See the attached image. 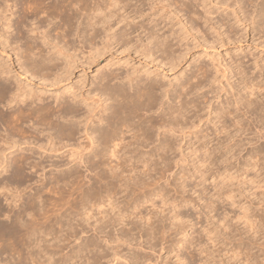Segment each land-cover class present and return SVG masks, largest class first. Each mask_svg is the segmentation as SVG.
<instances>
[{"label":"bare ground","instance_id":"1","mask_svg":"<svg viewBox=\"0 0 264 264\" xmlns=\"http://www.w3.org/2000/svg\"><path fill=\"white\" fill-rule=\"evenodd\" d=\"M1 1L3 5L0 4V25L4 29L0 30V45L8 46L13 50L19 70L27 74L28 77L42 79L45 83L47 81L51 82L55 73H57L55 74L56 76L59 74L58 71L56 72L58 69L56 68V61H59V59H54L53 55L55 53L60 54L64 48L69 50L70 48H74L75 45L73 43L75 40H72V38L75 36L79 39L78 42L80 44H87L94 53L99 52L94 42L96 41L95 39H100L99 41H101L107 38L110 43L120 44L124 47L132 46L136 49L135 51L142 52L140 54L145 57L159 58L160 62L164 63V65H170L169 67L175 64L178 60L177 58L181 55L179 54L180 52L178 53L179 55H175V50L173 49L174 51H172L171 48L173 45L171 42L179 40L181 28L179 27L172 31L167 29L168 31L160 33L165 26H163L164 28L161 27L156 18V20H152L154 16L151 18V14H144L143 6H149L148 10L161 11V14L157 13L160 14L159 19L163 18L164 20L172 21L173 18H176L178 23H181L185 27L188 26L189 30L191 29L197 33H201L202 29L203 32L208 31L213 36V42H218L219 44L223 40L233 41L235 38L243 40L246 38L244 37L245 35H240L244 34V32L246 34L247 28L251 31L256 30L264 38V0H152L146 4L139 0H135L134 2H131L133 0ZM156 1L157 3H153ZM246 4H250L252 8L247 10L245 8ZM13 8L16 9L13 11ZM126 11L132 12L133 16L127 15L128 12ZM124 12H126L125 15H123ZM6 13L9 14L7 15ZM12 16L15 17L13 18ZM149 16L151 19H148ZM135 17H139L140 22L134 23L136 25H131ZM28 19L33 21L28 31L35 33V36H27L25 35V30L23 31V27L28 22ZM121 21H125V24L122 27L123 29L121 28L122 31L117 32V26L114 28V24H119ZM146 22H153V27L150 25V27H147L145 25ZM239 25L243 27L240 29V34L237 35L239 30L231 31V29L238 28ZM126 26L128 27L125 28ZM51 32L54 33V38H51ZM38 34H40L39 40H41V43L37 40ZM55 39L57 40L56 42ZM53 42L54 44L51 48H48V50H46L48 46L46 49L44 48L45 45ZM262 42L264 44V39ZM85 45L84 47H86ZM3 46L0 51L4 49ZM54 47L57 49L54 50ZM52 49L54 50V54L51 52ZM70 59H73V57H70ZM1 62L0 104H3L1 107H11V104L14 103V107L9 108L7 111L0 109V128L3 126V131L5 132L2 137L0 136L1 147H19L20 144H25L28 147L29 145L44 147L45 149L49 147L54 152L55 148L59 147L56 146V140L54 139H65L67 142L72 140L74 142L75 135L80 134V131H82L84 133L82 135L84 137L82 138L86 139L84 144L80 145V143L76 144V142L75 145L68 142V146L100 147V150H96L97 152L93 153L92 158L88 156L84 160L87 164L85 170L90 172L95 171L96 177L93 178L92 182L90 178L86 183L83 182L78 185V174L72 176L70 179H67V176H65L67 180L63 179V177L62 179H57V175V178H49L44 184L40 181V187L36 189L34 187V192L32 193L31 191L30 195L24 196L26 197L25 199L23 198L24 200L21 199L23 196L20 197V192L26 188L19 191L21 189L19 187L17 190L18 187L16 185L19 182L21 183L22 178L19 181L16 177L19 171L21 174L23 169H25V164L30 160V155L21 153L18 157L15 155L14 157L16 158L8 160L2 153L3 156H0L3 157L0 158V171H8V167L12 164L14 179L10 180L8 178L9 180L7 179L5 182L0 181V193L4 191L1 194L3 198L0 197L6 204L4 205L0 201V215H3V217L5 215L6 219L9 220L7 223L0 222V256L4 254L9 257L6 260H0V263L77 264L80 262L79 264H98L99 259L105 258L106 255L109 256L108 254L112 255L111 257L117 255L118 257H116L119 258L120 252L114 246L107 250L104 249L105 246L103 249H100V245L98 246V244L101 243L97 244L99 241L93 240V237V239L81 242L78 247L76 246V250L68 253L70 254L69 256H62L64 259L61 258L62 253L58 257L56 256L59 254L57 253V247L59 248L61 245H64L66 239L70 237L78 238L77 240H79V233L90 229L96 233H102L105 242L108 240L109 243L117 239L120 242L136 241V232L138 237L141 238L145 231H159L160 229L156 230L158 229L156 227L158 225H154V222H156L154 217H152V220L148 214L145 215L144 213L143 215L142 213L140 215L138 210L140 202L144 198H147L148 192H155L157 194L160 192L161 185H159L160 183L158 184V180L155 177L157 160L154 164L150 158H145L144 154H140V152L135 153L134 150L137 147H156L160 149L173 147L177 145V139L174 138L177 136L173 135L176 131L180 130L183 132V130H190L196 126L194 125L196 122L192 120L195 118L186 116V113L193 110L192 108H196L193 105L194 103L192 104V100L190 101L188 98V95L194 89L199 90L203 86L205 87L204 82L208 79L204 75L205 69L198 68L194 70L190 73L188 79L173 85L169 89L165 86L166 84H162V81V83H159L158 80H154L155 76H153L154 79L150 78L148 76L149 72L144 77L137 78V76H133L136 72L131 73L129 70L128 74H125V72L124 76H122L118 72L112 70L103 71L101 68V71L100 69L97 70L99 72L94 82H92L93 80L91 81L95 83V86L93 85L92 87H94L93 96L96 95V99H92L90 103L83 102L82 104L81 100L77 99L79 96H76L75 92L69 96H61V93L58 92L59 94L57 93L55 96L48 95L53 97L54 103H56L54 105L51 102H45L44 100L47 99L45 95L43 96L39 91L31 89V86L26 88L18 79L14 78V80L11 78L14 82H10L11 80L9 81L8 75L13 71L9 69V66H4L5 64L3 62L1 64ZM66 64L65 66L63 65V69L67 68ZM252 69L253 71H249L248 73L244 69H239L237 75L239 74L238 86L240 87L230 92V99L226 98L224 103L218 102L219 106L211 107L210 110L209 106L207 107V115L213 114V116L211 115V119H216L212 120L214 127L212 126L211 128L214 129V132L218 131L219 135L220 132H227L230 128L232 129V134L233 132L241 134L248 126V129L253 126V129L257 132L264 130V101L257 95L261 91L260 89H264V64H259V62L254 60ZM14 72L17 77H21V73L17 72V69ZM2 75L5 76L3 77ZM64 78L66 77L64 76ZM59 81L61 80L59 79ZM228 88L232 89V86L230 85ZM256 89H259L257 93ZM250 96L252 97L250 98ZM252 115H256L254 116L255 120L252 118ZM199 118L201 119V117ZM228 118H231L230 124H227V121L230 120ZM252 122L253 124H250ZM25 123H29V126H25ZM44 130H47V133ZM186 133L190 132L184 131L182 133L184 137ZM191 133L197 138L196 130H191ZM229 134L231 133L229 132ZM65 141L62 144L66 143ZM185 143L187 142L185 141ZM124 150H127L126 153L130 152V154L122 164L120 163L121 160L119 161V157L121 159V154L119 155V153ZM94 155L98 157L97 161L102 160V158L104 159L107 155V158H115L116 162L112 163L110 160L109 164L107 163L106 166L104 165V168H100L92 160L96 159ZM137 160L140 162V168L135 165V161ZM29 162L28 164H32V162L34 164L30 169L36 167L39 163L36 161L34 163V160ZM103 164L105 163L103 162L101 166ZM32 173L34 174V172ZM30 176L32 175L30 174ZM148 185L155 186H151V188ZM147 186L150 188V191L147 190L148 192L145 191ZM135 217L136 219L139 218V221L143 220L146 222V228H142V225L139 226L140 223L138 224V221L134 220ZM182 218L184 217L180 211H176L172 215V219L179 220ZM127 225L129 227L125 228ZM112 231H116L115 235H113L114 232L112 233ZM159 232L163 233V231ZM123 253L120 256L126 258V261L128 259L131 262L134 257H137L132 252H128L129 254ZM129 261L127 262L130 263ZM132 263L135 264L134 261Z\"/></svg>","mask_w":264,"mask_h":264},{"label":"rangeland","instance_id":"2","mask_svg":"<svg viewBox=\"0 0 264 264\" xmlns=\"http://www.w3.org/2000/svg\"><path fill=\"white\" fill-rule=\"evenodd\" d=\"M134 1L135 0L131 2ZM139 1L146 4L147 2L152 0ZM2 3L3 2L0 0V4ZM153 3H157V1ZM142 8L144 14H151V18L154 16L152 20L158 19V24L161 27L165 26V28L163 27L164 29H162L160 33L163 31L166 32L168 30H176L179 27L181 28L178 38L179 40H173L174 42H171L173 43V45L171 46L172 51L175 50V55L180 52L179 54L181 56L177 58L178 60L176 59L177 61L175 60L176 63L174 61L175 64L171 65V67H169L170 65H164V63L159 61V58L153 59V57L143 56L142 54H140L142 52L135 51L136 49H134V47L132 46H127V48L120 44H115L112 42L110 43L107 38L105 40L102 39L101 41H99L100 39H95L97 42L101 43L99 44L94 41L99 49V52L94 53L87 44H84L86 47H84L83 44H80L78 42L79 39L75 36L72 38V40H75L73 43V45H75L74 48H70V50L64 48L67 51L63 49L60 54L55 53L56 55L54 54V50H56L57 48L55 49L54 47V50H51L52 54H54V59H59V61H56V68H58L56 72L58 71L59 74L56 76L55 74L57 73H55L54 78L52 76L53 80L51 82L47 81L45 83V81H43L42 79H38L35 77L32 78L30 76L28 77L27 74H24L21 70H19L13 50L8 46L5 47L3 45H0V49L2 48V46L4 47V49L0 51V62L2 61L5 64H3L4 66H9V69L13 71L8 75L9 81L11 80L10 82L13 83L14 81L12 79H18L21 84L25 85L26 88H29L31 86V89L33 88V90L37 92L39 91L40 94L42 93L43 96L45 95V98L47 97V99H45L44 101L51 102L54 105L56 103H54L53 97L50 96H55L58 92L61 93V96H69L71 95V93L73 94L75 92L76 96H79L78 98H76L79 101L81 100L80 102L82 104L83 102L90 103L92 99H96V95L93 96L94 87H92L93 85L95 86V83L92 82H94L96 75L99 72L97 70L100 69L101 71V68L103 71L112 70L114 72H118L122 74V76H124L125 72V74H128L127 72L129 70L131 73L136 72L137 75H132L135 77L137 76V78L144 77V75L149 72L148 76L150 78H155L154 80H158L159 83L163 82L162 84H166L165 86L169 89H171L173 85L188 79L190 73L198 68H202V70L205 69L204 75L207 76L206 79L208 78L207 81L205 80L206 82H204L205 87L203 86L202 89L199 90L194 89L195 91H191L192 94L190 93L188 95L190 101L192 100V104L194 103L193 105L196 106V108L194 107L196 112L194 108H192L193 110H190L191 112L189 111L188 113H186V116H191L192 118L194 117L195 119L192 120L197 123L196 124L193 122L196 126H194L192 129H186L187 132L190 133H186L184 137V134L182 133L184 131L186 132V130H183V132L179 130L180 134L179 131H176V133H174L173 135L177 137H173L177 139V145H174L173 147H165L161 149L156 147H137L134 150L135 153L140 152V154L142 153L145 155V158H150L154 162V164L157 160V166L155 165V177L158 180V184L160 183L159 185H161L160 192L158 194L155 192H148L147 190L150 191L149 187L155 186L148 185L149 187H147L149 189L147 187L145 188V191L148 192L146 196L147 198H144V200L140 202L138 210L140 215L142 213L144 215L145 213V215L148 214L149 216H151V218L154 217V220H156V222H154V225H158H155L156 227H158V229L156 230L160 229L159 231H163V233L159 231L155 232V230H148V232L151 231L152 233L155 232L156 234H152L150 232L149 234H152L150 236L148 232L145 231L143 232L141 238H139L135 230L136 233L134 231L133 232L136 235V241L131 240L120 242V240L117 241V239L109 243L108 240L105 242L102 233H96L90 228H85L90 230H86L84 232L81 231L78 235L79 240H77L78 238L75 239L73 237H70L69 239H66L67 243L65 241V244L63 243L64 245H61L59 248L57 247V253L59 254H57L56 256L58 257V255L62 253L61 258L64 259L63 257L69 256L70 254L68 253H70L72 250H76L81 242H85L86 240L93 237V240L96 239V241H99L97 242V244L101 243L98 244V246L100 245V249H103L105 246L104 249L107 250L114 246L120 252V254L126 250L124 252L125 254H129L132 252V254L137 256V259L134 257L131 262L127 259V261L130 262L128 263L126 261V258H124L123 256L121 257L120 254L119 258H117V255V257L114 256L115 259H113L114 257H111L112 255L108 254L109 256L106 255L105 258H100L101 260L99 259L98 264H111V262L112 264H133V261L135 262V264H264V130L257 132L253 129V126L249 129L248 126L246 127L245 131H243L242 133L240 132L241 134H239V132H233L232 134V129L230 128L227 132H220V136L218 131H215V133L214 129L211 128L212 126L214 127L212 120H216L211 119L213 114H211L212 116L207 115L208 106L209 110L211 107L219 106L218 102L224 103L226 98L230 99L231 91L233 92L237 88L239 89V74L237 75L239 69H244L247 73L249 71H253L252 67L254 60L259 62V64H264V44L262 42L264 39L262 38L263 35L261 33H258L256 30H254V32L248 30L247 28L246 34L244 32V34L240 35H245L244 37L246 38H244L243 40H238L239 38H235L236 40L234 39L233 41L223 40L219 44L218 42H213L212 34H210V32L208 31L203 32L202 28V31H200L201 33H204L202 34L204 37L200 32H198V34L191 29L189 30L188 26H186L188 27L186 28L181 23H178L176 18H173L172 21H168L167 19L164 20L163 18L159 19V15L162 13L161 11H154V9H152L153 11L148 10L147 8H149V6H143ZM245 8L248 10L252 7L250 6V4H246ZM15 9L16 8H13V11ZM126 12H128L127 15H130V17L133 16L132 12ZM126 12H124L123 15H125ZM6 14L8 15L9 13ZM150 16L148 17V19H151ZM139 19V17H135L131 25H136L138 22H140ZM163 20L164 22L161 23V21ZM28 22H26V25H24L23 31L25 30L24 32H26L25 35L27 36H35V33L28 31L32 26L31 22L33 21H31V19H28ZM121 22H119V24L117 23L118 25L114 24V28L117 26V32L122 31L121 28L125 24V21H123L122 23ZM147 23L148 22L145 23L147 27H153V22H150L148 24ZM236 25L234 26L236 27ZM0 26V30H2L3 26ZM127 27L128 26H126L125 28ZM242 27L243 26L239 25L238 28L230 29L231 31L239 30L237 33V35H239L241 32L240 29H242ZM38 31H40V29H38ZM138 31L141 32L140 29H138ZM39 35L40 34H38L37 36V40H39ZM51 38H54L53 32H51ZM211 40L212 42H210ZM56 41L57 40L55 39V42ZM38 42L41 43V40H39ZM53 44L54 42L45 45L44 48L46 49V47L48 46L46 49L48 50V48H51ZM185 45L187 46L186 48ZM89 49L92 51H90ZM57 54L59 55L57 56ZM93 54L95 57L93 56ZM70 57H73V59H70ZM89 60L91 61V63ZM82 61L85 62H83L85 65L82 63ZM65 64L67 68L63 69V65L65 66ZM16 69L17 72L21 73V77L16 76V73L14 72V70L16 71ZM63 75L66 78H64ZM2 76L4 77L5 75ZM153 76L155 77L153 78ZM59 79L61 81H59ZM230 85L232 86V89L228 88V86ZM258 90L256 91V93L258 92ZM260 90L261 91H259L257 95H259L262 101H264V89ZM255 96L253 95L254 98ZM251 97L252 96H250V98ZM166 98L164 99L166 100ZM1 105L3 104H0V109L3 111H7L9 108L14 107V103L11 104V107H1ZM197 106L199 109L197 108ZM197 115L201 117V119ZM196 116L199 120L196 119ZM254 116L252 115V118L255 120ZM228 119L227 124H230L231 118ZM250 124H253V122ZM24 125L29 126V123H25ZM0 129V132H3L0 133V136L2 137L5 134V132L3 131L4 127L2 126ZM191 130L197 131V138L192 135ZM44 132L47 133V130H44ZM229 132L232 135L229 134ZM234 133H238L236 134L237 136ZM82 135H84V133L80 131V134L78 133L75 135V140L73 139L74 142L72 140L68 142L74 144L77 142L76 144L80 143V145H83L86 139L82 138L84 137ZM226 136L228 137V139ZM183 139L187 143H185ZM54 140H56V146H59L55 148L56 151L54 150V152L53 150L51 151L49 147L48 149H45L44 147H36L33 145H29L28 147L25 144H20L19 147L15 146L9 148L6 146H0V149L4 148L0 150V156H3V153L6 156L4 157L8 160L18 157V155L21 153H25L30 155L29 158L30 160L33 159L34 163L39 162L37 166L40 168L36 166V169V167L33 166L34 168L30 169V167L34 164L32 162L33 160H28V162L30 161L32 162V164H28V162H26V164L28 165L25 164V169H23V172H21L20 174L19 171V174L16 177V179L18 180H21L22 178L21 183L19 182V184L16 185L18 187L17 190L19 189V187L21 188L19 189V191L24 190L23 188H26L24 191L20 192V197L23 196L21 199H25L26 197L24 196L30 195L31 191L33 193L36 188L40 187L41 183H46L48 181L47 179L49 178L58 177L57 179H62L63 177V179H70L72 176H76L78 174L79 176L77 177V180L79 185L83 182L86 183V181L90 178L92 182L93 178L96 177V175L94 174L95 171L90 172L85 170L87 164L86 162H84V160L86 159L85 157L88 158V156L89 158H92L93 153L99 151L100 147H71V145L68 146L69 144L67 141H65V139H62L66 142L63 144L62 142L64 141L59 140L58 138ZM64 144H66L67 146ZM127 150L121 151L119 153V155L121 154V159L119 157V161L121 160L120 163H122L124 160L126 161L127 156H129L130 152L126 153ZM15 155L16 157H14ZM107 157L108 156L106 155L104 157L105 160L102 158L100 162L97 161L98 157H95L94 155V158L96 159L92 160L94 163H97L100 168H104L107 163L109 164L110 160L112 163L116 162L115 158ZM150 159L149 161H151ZM103 162L105 164L101 166ZM135 162L137 163H135V165L140 168V162L138 160ZM13 170V165L11 164V166L8 167V171H0V181L5 182L8 178L10 180L14 179ZM32 172H34V174ZM30 174L32 176H30ZM65 176L67 177L65 178ZM24 177L26 179H28V177L29 179L31 178V182L29 179L26 180ZM12 184L15 185V183L13 182ZM13 185L12 187H14ZM31 186L32 188H30ZM74 186H76V184H74ZM34 187L35 189H33ZM2 192L4 191H1L0 196L1 194H3ZM1 197L0 201L4 205H6L5 201L2 199L3 197ZM176 211H180L184 218L179 220L172 219V215ZM138 219L139 218L136 219V217L134 218V220L138 221V224L140 223L139 226L142 225V228H146V222H144L143 220H140V222ZM2 221L3 223H7V221L9 222V220L6 219L5 215L4 217L3 215H0V222ZM160 225L163 227L160 228ZM128 227L129 225H127V227L125 228ZM112 233L113 235H115L116 231H112ZM5 256L6 255L4 254L1 255L0 260L3 261L9 258L7 256L5 258ZM79 263L80 262H78L77 264Z\"/></svg>","mask_w":264,"mask_h":264}]
</instances>
